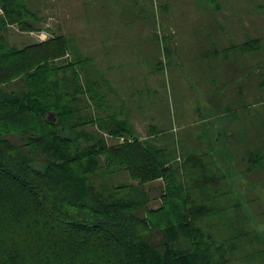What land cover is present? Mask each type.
Masks as SVG:
<instances>
[{
  "label": "trees",
  "instance_id": "obj_1",
  "mask_svg": "<svg viewBox=\"0 0 264 264\" xmlns=\"http://www.w3.org/2000/svg\"><path fill=\"white\" fill-rule=\"evenodd\" d=\"M22 4L0 0V264H264V210L252 209H264V189L254 202L244 192L264 187L256 178L264 141L245 145L254 128L264 131V122H253L256 95L217 116L234 117L227 128L203 117L212 150L180 158L114 110L97 115L105 96L88 69L84 84L86 60L68 38L11 44V25L41 29ZM263 44L254 37L233 48L251 54ZM244 115L252 122L235 139ZM123 173L128 181L118 180ZM158 181L161 206L151 208Z\"/></svg>",
  "mask_w": 264,
  "mask_h": 264
},
{
  "label": "rangeland",
  "instance_id": "obj_2",
  "mask_svg": "<svg viewBox=\"0 0 264 264\" xmlns=\"http://www.w3.org/2000/svg\"><path fill=\"white\" fill-rule=\"evenodd\" d=\"M59 1L22 0V5L27 4L31 10L33 20L38 21L37 25L44 21L51 23V27H40L39 31L27 33L18 24L12 25L6 33L9 42L24 47L60 35L68 38L73 51L77 52L76 49L81 48L77 33L72 32L75 35L71 36L58 33L52 28L53 22L48 20L50 5L55 7ZM212 1L145 0L144 6L152 14L150 20L140 19L128 3L119 4L118 9L106 7L103 18L107 16L110 21L120 16L121 21L128 22L116 31L119 36L113 48L114 55L109 58L93 53L79 55L85 60V57L89 58L81 63L84 84L88 83V78L83 71L88 69L95 77L91 81L98 85L100 92H108L106 95L112 102L108 100L107 106L114 108L119 116L126 113L124 106L135 102L139 108L134 110L135 114L140 116L130 121L140 123L134 124L136 134L155 133L159 143H168V149L176 150L180 158L196 154L206 158L212 150V137L205 131L203 117L209 116L216 122L217 116L227 114L226 109H238L247 104L250 95L252 98L256 95L257 102H264V88L259 87L264 79V44L262 50L251 54L243 50L244 47L233 48L250 38H264V7H256V0H219L221 10L218 11ZM257 1L264 4V0ZM5 16L0 5V22ZM83 17L81 23L90 25L88 17ZM59 23L57 21L56 25ZM2 32L0 23V34ZM40 34H46L47 40L43 41ZM73 51L68 54L70 60L74 59ZM254 101L255 105L251 106L253 122L258 121L254 125L261 128L264 103ZM101 103L103 111L97 115L103 117L106 103L104 100ZM229 118L217 121L214 126L220 130L224 126L227 128ZM241 118L233 126L238 128L235 139L244 138L242 133L248 125L245 123L252 122L247 115ZM254 129L250 131L247 146L254 147L262 143V139L264 141V131ZM13 140L21 144L20 138ZM115 141L110 138L111 144ZM245 145L238 148V153L245 150ZM237 167L241 172L244 170L243 165L237 164ZM251 178L244 177L246 184ZM256 178L263 180L264 171L256 173ZM118 180L128 181V173H123ZM161 186L162 181L155 183L153 197L156 199L151 202V208L161 206ZM237 186L241 188V184ZM248 186L244 192L247 199L254 202L264 187L262 184L260 188ZM260 206L263 207L262 202L258 208ZM256 208L252 209L261 216L259 212L264 209L260 207L257 211Z\"/></svg>",
  "mask_w": 264,
  "mask_h": 264
},
{
  "label": "crops",
  "instance_id": "obj_3",
  "mask_svg": "<svg viewBox=\"0 0 264 264\" xmlns=\"http://www.w3.org/2000/svg\"><path fill=\"white\" fill-rule=\"evenodd\" d=\"M144 2L145 0H61L59 1V4L56 2L55 7L52 5H50L49 7V5L47 4V7L50 8L49 12L51 14L49 15L48 20H51L53 22L52 28L58 31V33L62 32L65 35L69 34V36L75 35V33H77V36L80 39L81 48L76 49V51L80 56H84L85 54L91 55V53H93L97 56L101 55L109 58L108 56L112 57L114 55L113 48L116 45V39L119 36L116 32L117 29H119L120 25L125 26L128 22L125 23L121 21L120 16H115L116 20H112L111 18V20L108 21L107 16L103 18V10H105L106 7H113L118 9L119 4L128 3V6L131 9L135 10V13H137V15L141 17L140 19L150 20L152 14L150 13V11H147L146 6H144ZM52 7L54 8L51 9ZM47 9L48 8H46V10ZM100 10H102L101 13ZM49 12L47 10V13ZM83 16L88 17L90 25H83L81 23L83 22ZM126 19L127 18H125V21ZM57 21H60L58 25H56ZM37 27H51V23L49 24L48 22H46L45 24L43 21L40 22ZM72 32L75 33L73 34ZM53 36L55 35H52V37ZM68 54L70 55V53ZM85 58H87L86 60H89L88 56ZM105 93L107 94L108 92ZM106 94L102 93V95L105 96V106L113 110L114 108L107 106V101H112L110 100V97L108 99V96ZM123 108L125 109L126 113H124V115H120L121 117L131 120L137 119L138 116H140L139 114H135L134 110L139 109L136 106L135 102L129 103ZM130 123L133 125L135 123L140 124L137 121H130Z\"/></svg>",
  "mask_w": 264,
  "mask_h": 264
},
{
  "label": "built area",
  "instance_id": "obj_4",
  "mask_svg": "<svg viewBox=\"0 0 264 264\" xmlns=\"http://www.w3.org/2000/svg\"><path fill=\"white\" fill-rule=\"evenodd\" d=\"M43 41L47 40V35L46 34H40L38 35ZM67 57H69V55L67 54ZM122 141V140H121Z\"/></svg>",
  "mask_w": 264,
  "mask_h": 264
}]
</instances>
